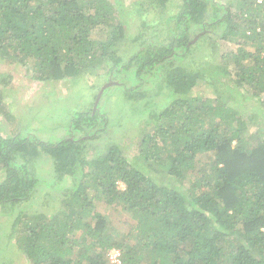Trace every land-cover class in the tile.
<instances>
[{
	"label": "trees",
	"instance_id": "obj_1",
	"mask_svg": "<svg viewBox=\"0 0 264 264\" xmlns=\"http://www.w3.org/2000/svg\"><path fill=\"white\" fill-rule=\"evenodd\" d=\"M170 1L132 6L144 13ZM122 5L0 0V60L8 66H28L31 78L49 82L111 64L106 74L121 82L104 96L115 88L121 113L144 112L162 93L171 97L144 119L153 130L134 162L114 141L87 150L107 130L98 107L74 113L69 136L57 141L27 126L4 135L0 125L1 208L30 200L43 183L67 177L72 186L54 213H19L8 237L16 235L30 264H111L112 249L122 264H264V0H183L166 18L169 41L140 32L124 48L129 58L119 53L128 27ZM201 42L212 53L189 58ZM10 78L0 72V87ZM202 83L207 90L195 94ZM242 101L252 109L238 107ZM91 128L88 138L76 135ZM43 154L55 183L37 176ZM101 202L117 214H104Z\"/></svg>",
	"mask_w": 264,
	"mask_h": 264
},
{
	"label": "rangeland",
	"instance_id": "obj_2",
	"mask_svg": "<svg viewBox=\"0 0 264 264\" xmlns=\"http://www.w3.org/2000/svg\"><path fill=\"white\" fill-rule=\"evenodd\" d=\"M136 1L144 2L145 0H122V7L124 6L125 10L128 11L126 44L119 51L124 58H129L132 55V51L124 50L125 46L135 42L134 37L140 32H143L146 37L155 36L158 41L168 42L170 35H165L169 29L166 18L178 12L179 6L183 3V0H171L166 8L150 4L146 11L143 10L144 13H140L132 6ZM130 9L133 10L130 11ZM144 24L147 25L144 26ZM192 51L189 58H199L212 53L206 42L199 43ZM110 65L104 63L91 76L69 77L45 82L31 78L28 75V66L20 64L8 66L0 60V72L11 75L10 83L0 87L3 95L0 103L2 133L5 135L17 126H27L29 129L27 131L30 134H35L42 140L57 141L59 137L69 136L67 129L72 115L76 112H86L88 110L96 112L95 102L102 88L108 83H111L108 86L112 88L113 83L121 82L119 79H113L110 74H106ZM114 89L108 90L107 96H104L105 91L102 93L98 106V114L101 116L99 126L107 124V130L101 134L103 137L100 136L101 140L98 137L88 141L87 150L93 152L94 146L95 149L104 151L106 144H109V140L114 141L120 144L126 156L134 162L137 160L135 156L141 155L143 137L147 132L150 133L153 130V121L147 123L144 122V119L151 117L152 108L158 110L168 105L171 97L162 93L155 98L154 105L146 108L144 112L129 113V110H126L121 113V105H118V100L115 99V96H112L116 91H112ZM206 90L207 85L202 83L195 88L194 93L202 94ZM237 101H240V99ZM245 104L250 107L249 109H252V104H247L245 101L237 106L243 109L246 108ZM122 114L124 115L122 116ZM112 121L113 123H111ZM248 125L252 126L251 123ZM95 129L91 128L87 131L89 133L86 130L84 132L78 131L76 135L82 137L85 135L84 138H88L91 134L96 133ZM35 164L38 177L45 178L47 182H56L50 157L43 154L37 158ZM70 180L66 177L53 186H45L47 183L40 184L38 186L40 188L34 191V196L30 200L22 201L12 208L8 206H6V209L0 207V264H30L27 255L15 239L16 235L8 237L15 220L21 212L27 214L45 213L48 215L54 213L55 207L57 210L62 205L61 201L66 196L67 187L71 186ZM98 208L104 214H117V212L113 213L111 211V206L102 202L99 203ZM127 217L128 215L123 213L122 218L127 219ZM113 220L116 223L115 217ZM116 224L119 229L125 230L122 223L117 222Z\"/></svg>",
	"mask_w": 264,
	"mask_h": 264
},
{
	"label": "built area",
	"instance_id": "obj_3",
	"mask_svg": "<svg viewBox=\"0 0 264 264\" xmlns=\"http://www.w3.org/2000/svg\"><path fill=\"white\" fill-rule=\"evenodd\" d=\"M109 261L113 264H122L121 263V251L119 249H112L109 252Z\"/></svg>",
	"mask_w": 264,
	"mask_h": 264
},
{
	"label": "water",
	"instance_id": "obj_4",
	"mask_svg": "<svg viewBox=\"0 0 264 264\" xmlns=\"http://www.w3.org/2000/svg\"><path fill=\"white\" fill-rule=\"evenodd\" d=\"M197 39H198V36H197V37L195 38V40H193V41H196ZM108 85H110V83H108L106 86H108ZM106 86H104V87L102 88V91L100 92L99 96L97 97V100H96V102H95V109H97V107H98V103H99V101H100L101 95H102V93L104 92V89H105Z\"/></svg>",
	"mask_w": 264,
	"mask_h": 264
}]
</instances>
